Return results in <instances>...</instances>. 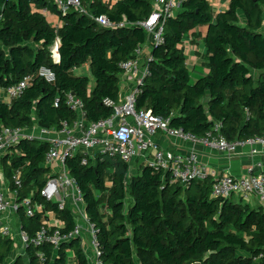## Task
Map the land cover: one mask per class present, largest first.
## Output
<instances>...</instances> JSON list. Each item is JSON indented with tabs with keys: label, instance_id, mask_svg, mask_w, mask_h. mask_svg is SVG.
Instances as JSON below:
<instances>
[{
	"label": "trees",
	"instance_id": "trees-1",
	"mask_svg": "<svg viewBox=\"0 0 264 264\" xmlns=\"http://www.w3.org/2000/svg\"><path fill=\"white\" fill-rule=\"evenodd\" d=\"M81 2L86 12L71 8L64 14L55 0H0V88L33 75L20 97L0 102V131L36 124L58 130L62 121L74 124L78 115L68 105L69 93L83 101L87 121L112 114L105 100H118L121 64L148 42L147 31L136 23L150 16L153 2ZM43 9L59 16V27ZM100 15L133 25L102 27L93 18ZM203 26L209 68L205 75L189 70L180 47L187 34ZM58 38L60 60L55 61ZM164 38L152 49L151 75L140 86L138 109L170 117L172 126L198 137L220 133L233 141L264 134V0H230L228 9L216 14L209 0H187L166 21ZM43 65L55 71V82L38 75ZM84 66L90 75L75 73ZM50 148V142L24 140L14 151L13 166L7 158L3 163L9 179L13 168L23 169L20 200L34 192L35 200L64 221L62 233H68L76 225L73 210L59 209L39 192L51 174L43 167ZM84 156L80 150L66 164L83 193L87 217L100 228L106 264H264L262 206L212 196L211 178L171 184L169 172L142 165L131 174V165L119 158L90 156L83 164ZM104 205L111 210L108 218ZM19 218L31 238L43 225L41 214L29 217L21 209ZM16 248L13 237L0 236V264H7ZM68 249L79 264L88 263L80 238H74L58 251L50 242L29 244L28 262L19 254L12 264H69Z\"/></svg>",
	"mask_w": 264,
	"mask_h": 264
},
{
	"label": "built area",
	"instance_id": "built-area-1",
	"mask_svg": "<svg viewBox=\"0 0 264 264\" xmlns=\"http://www.w3.org/2000/svg\"><path fill=\"white\" fill-rule=\"evenodd\" d=\"M60 11L67 13L71 8L85 11L81 0H55ZM187 0H152L153 11L150 16L136 24L143 27L148 33L149 42L139 46L135 50V56L121 64L120 96L118 100L106 99L105 104L113 109L109 117L98 121H87L83 101L75 94H68V105L77 113L78 118L74 124L62 121V127L58 130L40 127L37 124L29 127H5L0 131V166L7 158L10 166H13L12 156L18 145L24 141L50 142L51 148L46 154V163L43 167L51 169L50 176L39 188L40 195L46 202L57 204L59 209L70 207L76 216L75 228L68 233H62L64 221L56 217L55 213L46 209L43 202L34 198V192L20 200L23 189V169L13 168L12 179L8 182L3 179L0 169V236L12 237L11 222L18 226L19 239L25 248L32 244L40 247L50 242L56 251L60 250L64 242H70L74 238L82 240L86 234L89 238L91 254L84 251L87 264H106L102 257L100 245V228L97 227L86 215L83 193L77 180L71 175L67 167V159L74 157L80 150L84 151L83 164H87L88 157H111L133 165V162H141V165L150 166L158 171L170 173V183L188 185L195 179L211 178L212 196L222 199H231L235 196L247 200L255 195L264 208V172L258 171L256 165H250L246 174L237 177L228 173H220L218 170L201 162L195 146L188 150L180 149L175 152L160 146L156 140L159 133L175 136L183 142L202 144L207 148L222 151L228 159L239 154L238 149L249 146L250 154L259 152L258 146L264 145V134L247 139L227 140L222 134H208L198 137L182 127L171 125V118L155 115L150 109L137 108V96L140 86L151 75L150 62L152 60L153 47L164 43V25L166 21L174 17L183 2ZM56 27L60 26L59 16L47 9L41 11ZM93 17V16H92ZM96 22L106 28L124 27L133 25L129 22L113 23L106 15L93 17ZM60 39L54 47V59L60 60L58 53ZM148 47L150 51L144 53ZM38 75L48 82L56 81L55 71L46 65L38 70ZM132 79V85L125 91L122 83ZM33 81V75L24 77L17 84L4 89L10 102L20 97L25 89ZM59 99L55 105L58 106ZM222 123L218 122L215 129L219 131ZM56 135H55V134ZM14 185V187H13ZM23 209L26 215L33 217L41 214L43 225L34 237H30L23 230L20 223L19 211ZM17 223V224H16ZM83 248V247H82ZM16 255L20 254L16 248ZM39 261L44 263L45 255L38 253ZM13 261V260H12ZM8 262L7 264H12ZM79 264V263H78Z\"/></svg>",
	"mask_w": 264,
	"mask_h": 264
},
{
	"label": "crops",
	"instance_id": "crops-1",
	"mask_svg": "<svg viewBox=\"0 0 264 264\" xmlns=\"http://www.w3.org/2000/svg\"><path fill=\"white\" fill-rule=\"evenodd\" d=\"M117 1L119 0H105V3L109 4L110 6H113ZM209 2L211 4L213 12L216 14L221 11L227 10L229 7L230 0H209ZM206 31H207L206 26L198 27L195 30H193L191 33L187 34L184 37L182 43L180 44V47L184 50L185 54L187 55V66L189 70L202 72L204 75L209 72V68L206 66L208 62L207 48L205 47L204 44V37L206 35ZM148 51L150 50L148 47H146L144 49V53L146 54L148 53ZM85 67L87 68L85 73H81L83 67L76 69L75 73L90 75L88 66ZM132 83H133L132 79L126 80L125 83H122L124 86V90L126 91L128 89V86L132 85ZM0 102H7V103L10 102L4 89L2 88H0ZM156 140L160 146L166 149H171L175 152H178L180 149L186 151L189 148H191V146H195L200 161L209 164V166H212L222 174L228 173L237 177H241L246 174L247 168L253 163L256 165L258 171L264 172V145L258 146L259 152L256 153L255 155L250 154L251 148L249 146L239 148L238 149L239 154L235 155L231 159H228L225 156V154L218 149L207 148L204 147L202 144L194 145L192 143H186L175 136L159 133L156 137ZM140 166L142 165H139L138 167ZM138 167L131 165L130 172L131 171H133V173L136 172ZM0 169L2 171L3 179H5V181L8 182L7 172L5 166L4 165L2 166V162ZM112 185L113 182L111 181V179H109V181H107L108 189H111ZM244 201L249 203L253 207L261 206L260 201L255 195L250 196L247 200L244 199ZM84 235L85 237L81 240V245L84 251L91 254L89 238L86 234ZM67 255H68L69 264H78L73 249H68Z\"/></svg>",
	"mask_w": 264,
	"mask_h": 264
},
{
	"label": "rangeland",
	"instance_id": "rangeland-1",
	"mask_svg": "<svg viewBox=\"0 0 264 264\" xmlns=\"http://www.w3.org/2000/svg\"><path fill=\"white\" fill-rule=\"evenodd\" d=\"M148 42H149V40H148ZM148 42H147V43H148ZM86 70H87V68L84 66L83 69H82V71H81V73H85ZM77 72H78V71H77ZM192 72H193V71H192ZM139 165H141V162H139V161H137V162H136V161L133 162V166L138 167ZM131 170H132V169H131ZM130 173L133 174V171H131ZM108 181H109V180H108ZM238 198H239V196H235V197H234L235 200H239ZM241 200L244 201L243 198H241ZM102 211L104 212L106 218H108L109 215L111 214V210H109V209L107 208L106 205L103 206V210H102ZM0 223H1L2 225H4L6 222H4V220H3V221L0 220ZM11 228H12V234L14 233V234L12 235V237L16 240L17 247L19 248L20 254L23 256V259H24L26 262H28L29 255H28L27 252H26V248H25L24 243H23L22 241H20V239H19L20 237H19V235H18V233H19L18 226H16L15 224H13V223L11 222ZM88 254H89V253H88ZM15 258H16V253L13 252V254H11V256L9 257L8 262H11V261L14 260ZM8 262H7V263H8Z\"/></svg>",
	"mask_w": 264,
	"mask_h": 264
},
{
	"label": "water",
	"instance_id": "water-1",
	"mask_svg": "<svg viewBox=\"0 0 264 264\" xmlns=\"http://www.w3.org/2000/svg\"><path fill=\"white\" fill-rule=\"evenodd\" d=\"M197 264H199V263H197Z\"/></svg>",
	"mask_w": 264,
	"mask_h": 264
}]
</instances>
